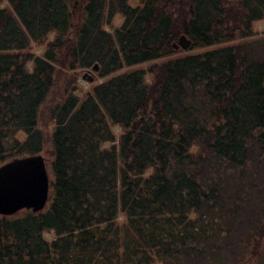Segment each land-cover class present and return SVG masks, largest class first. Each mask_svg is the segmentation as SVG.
<instances>
[{
    "label": "trees",
    "instance_id": "trees-1",
    "mask_svg": "<svg viewBox=\"0 0 264 264\" xmlns=\"http://www.w3.org/2000/svg\"><path fill=\"white\" fill-rule=\"evenodd\" d=\"M262 19L264 0H0V164L47 149L52 174L43 210L0 215V264H264V41L241 40ZM182 33L215 47L177 55ZM94 63L108 78L52 97Z\"/></svg>",
    "mask_w": 264,
    "mask_h": 264
},
{
    "label": "water",
    "instance_id": "water-1",
    "mask_svg": "<svg viewBox=\"0 0 264 264\" xmlns=\"http://www.w3.org/2000/svg\"><path fill=\"white\" fill-rule=\"evenodd\" d=\"M174 47L185 50L190 39L184 33L177 38ZM98 69L97 63L92 65ZM83 79L93 82V75L84 72ZM49 176L45 158L40 154L14 157L0 164V215H13L27 209L38 212L45 208L49 197Z\"/></svg>",
    "mask_w": 264,
    "mask_h": 264
},
{
    "label": "rangeland",
    "instance_id": "rangeland-1",
    "mask_svg": "<svg viewBox=\"0 0 264 264\" xmlns=\"http://www.w3.org/2000/svg\"><path fill=\"white\" fill-rule=\"evenodd\" d=\"M121 21H122V16L120 14H116L113 17V19H112V25H106L105 28L108 31L112 32L114 27H117V26H119L121 24ZM51 38H52L51 35H49V37L44 41V43H41V44L31 42L30 46H29V50L32 53H34L35 55L41 54L43 52V50H44L45 43L47 42V40H49ZM244 39L247 40V41H252V40L253 41H258V42L264 41V19L254 21L252 23V32H251V34L248 37L241 38V40H244ZM213 47H215V46H209L207 48L192 49V50H187V51L183 50V51L179 52L177 55H184V54H189V53L190 54L199 53V52H202L204 50H207V49H210V48H213ZM154 61H156V60H154ZM154 61L136 64V65H133V66H130V67L123 68L120 71L122 72V71H125V70L137 69V68L147 69V67L149 65H151ZM61 71L65 75L63 73L59 74L58 82H57V85L55 86L56 90L54 91V93L52 95V97H54V98L57 97V93L61 89L64 77H65V79L75 78V80H74V82H72V84L76 85V87H77L76 93H77V95L79 97H82V95L89 89L91 84H97L99 82H102L106 78H108V77H104V78L103 77H99L98 74H97V70L96 71L93 70L92 66L91 67H86V68H77L75 70H69V69L63 68V69H61ZM84 72H89L90 74L93 75L94 78H93V82L92 83H89L87 80L83 79L82 75H83ZM150 79H151V75H149V74L146 75V81H150ZM47 105L48 104H46L45 106L42 107L41 113L39 114L38 126L44 132H48L52 128V122L47 119L48 118L47 111H46V106ZM114 130H115V134L117 135L118 134V132L116 131L117 127H115ZM41 155L45 158L46 169H47V173H48V176H49V179H50L52 174H51V170H50L49 161L47 160L48 157H49V155H47V149H45V152H42ZM23 210H25V209L19 210L15 214L19 215V214H21L23 212ZM44 236H45L46 239L50 240L53 237V234L45 233Z\"/></svg>",
    "mask_w": 264,
    "mask_h": 264
}]
</instances>
